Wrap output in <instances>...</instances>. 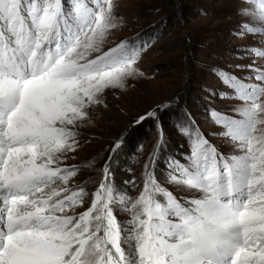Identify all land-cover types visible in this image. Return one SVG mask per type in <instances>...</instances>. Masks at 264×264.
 <instances>
[{"label":"snow or ice","instance_id":"snow-or-ice-1","mask_svg":"<svg viewBox=\"0 0 264 264\" xmlns=\"http://www.w3.org/2000/svg\"><path fill=\"white\" fill-rule=\"evenodd\" d=\"M169 3L134 30L121 0H0V264H264V0H232L240 43L186 53L182 87L77 162L109 94L145 78ZM201 74L222 87L196 79L190 103Z\"/></svg>","mask_w":264,"mask_h":264},{"label":"rangeland","instance_id":"rangeland-1","mask_svg":"<svg viewBox=\"0 0 264 264\" xmlns=\"http://www.w3.org/2000/svg\"><path fill=\"white\" fill-rule=\"evenodd\" d=\"M121 2L123 11L128 16L127 23L134 30L146 26L157 18L150 9L160 3V0H121ZM179 2L183 4V19L178 18L170 0L169 6L165 8V12L170 17L169 28L138 62V67L145 74V78L131 82L125 91L116 90L114 95L109 94L108 107L101 106L99 111L93 114L92 126L86 129V136L94 139L81 145L82 150L77 155L78 163L87 164V161L97 156L105 140L114 135L120 125L126 124L129 116L136 115L146 104L158 97L170 95L182 87L185 81L186 53L203 50L207 54L229 43H240V40H231L229 37V25L233 23V20L228 18L232 0H179ZM137 16L141 18L136 19ZM128 34H130L128 31L116 33L119 36ZM214 62L212 59L207 61L209 64ZM196 79H199L203 86L222 87L211 76L204 74L199 77L194 76L193 83L189 85L190 103L191 97H198L201 94V89L195 83ZM193 108L199 112L195 109V105ZM198 119L205 135L216 131V126L210 119L206 120L202 113ZM150 127L145 125L141 130L136 141L137 147L151 139ZM207 138L213 140V143H220L211 135ZM180 150L181 142L174 139L170 151L178 154ZM135 156L136 151L133 147L124 157L125 167L135 166ZM87 174L85 171V176Z\"/></svg>","mask_w":264,"mask_h":264},{"label":"bare ground","instance_id":"bare-ground-1","mask_svg":"<svg viewBox=\"0 0 264 264\" xmlns=\"http://www.w3.org/2000/svg\"><path fill=\"white\" fill-rule=\"evenodd\" d=\"M86 131V130H85Z\"/></svg>","mask_w":264,"mask_h":264}]
</instances>
